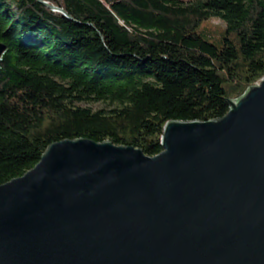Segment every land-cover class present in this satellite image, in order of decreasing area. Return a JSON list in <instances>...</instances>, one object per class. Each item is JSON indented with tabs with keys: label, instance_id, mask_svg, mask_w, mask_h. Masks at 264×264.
Returning <instances> with one entry per match:
<instances>
[{
	"label": "trees",
	"instance_id": "16d2710c",
	"mask_svg": "<svg viewBox=\"0 0 264 264\" xmlns=\"http://www.w3.org/2000/svg\"><path fill=\"white\" fill-rule=\"evenodd\" d=\"M41 1L0 0V186L64 140L155 157L168 123L222 119L264 78V0Z\"/></svg>",
	"mask_w": 264,
	"mask_h": 264
},
{
	"label": "water",
	"instance_id": "95a60500",
	"mask_svg": "<svg viewBox=\"0 0 264 264\" xmlns=\"http://www.w3.org/2000/svg\"><path fill=\"white\" fill-rule=\"evenodd\" d=\"M229 105L168 123L155 157L50 146L0 186V264H264V78Z\"/></svg>",
	"mask_w": 264,
	"mask_h": 264
},
{
	"label": "rangeland",
	"instance_id": "374dc122",
	"mask_svg": "<svg viewBox=\"0 0 264 264\" xmlns=\"http://www.w3.org/2000/svg\"><path fill=\"white\" fill-rule=\"evenodd\" d=\"M185 3L193 2L195 0H180ZM226 27L222 23L221 20L218 18H211L209 21L205 22L202 27L203 32H208V35H205L209 41L213 43H219L222 38L224 37ZM258 84V83H257ZM79 107L82 108H91L95 112L102 111V110H110L113 107H110L108 104L104 103H82L78 104ZM34 169V168H33Z\"/></svg>",
	"mask_w": 264,
	"mask_h": 264
}]
</instances>
